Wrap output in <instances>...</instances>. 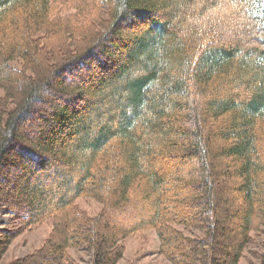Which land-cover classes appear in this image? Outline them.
<instances>
[{"label": "trees", "instance_id": "obj_1", "mask_svg": "<svg viewBox=\"0 0 264 264\" xmlns=\"http://www.w3.org/2000/svg\"><path fill=\"white\" fill-rule=\"evenodd\" d=\"M77 1L0 0V212L53 226L13 264H115L149 229L171 264H239L264 235V0Z\"/></svg>", "mask_w": 264, "mask_h": 264}, {"label": "rangeland", "instance_id": "obj_2", "mask_svg": "<svg viewBox=\"0 0 264 264\" xmlns=\"http://www.w3.org/2000/svg\"><path fill=\"white\" fill-rule=\"evenodd\" d=\"M73 2L74 3L71 4H75V2L77 3L78 1L73 0ZM71 7L72 5L63 7L61 10L62 14L66 16L70 13H73V8ZM136 32L137 31H129L127 32V35L135 36ZM93 64L91 65L93 66ZM86 72L87 71H85L84 69H81L77 74H85ZM257 131L260 135H262V138L264 139V123L259 125ZM220 161V165L223 169L229 165L227 159H222ZM21 162L22 161L18 163V166H20ZM16 170L17 169L15 167H13L11 171L8 170L10 171L8 172L10 173L8 174V176L10 175L9 177H11L12 175L15 176L13 178H16V175L19 174V172ZM46 171L47 173H49L47 174L43 171H40L38 173H35V175L30 176L29 183H31V186H28V190L33 189L38 191L45 190L48 187L53 188V186L57 184V181L60 178H63L65 174L64 172H62L63 170L57 172L55 170H52L51 168H48ZM23 180V177H21V179H19V183L17 184L24 185ZM236 183H238L236 177H232L228 181V185H234ZM75 204L79 210L84 211L90 216H95L103 206L100 201L89 196H81L76 198ZM228 206L234 208L237 205L236 203H233V201H231ZM149 212V204H143V206L138 209L137 212H135L136 214H133L134 216L131 217V219H137L139 216L146 217ZM13 213L15 214L14 211H11L9 209L0 212V264H13L24 256L26 257L32 254L35 250L42 248L52 232L53 226L51 219L42 220L41 222L31 226L23 224L15 225L13 224V221L11 219V215H14ZM127 214L125 212L119 215L120 217H123L124 223L125 221L129 220ZM177 228L182 229L187 236L195 237L201 235V233L195 229L182 228L181 225H177ZM9 231L11 232V235L6 236V233ZM253 234L254 233H252V235ZM262 241H264V235L261 232V234L256 236V242L254 244L247 245L244 248L243 257L240 258L239 264H253L255 262V259L253 258L252 253L253 251L259 250L261 246V244L259 245V243ZM233 243V240L229 241L228 246L230 249L228 248L227 251L231 252L233 250L235 245L232 247L230 246L233 245ZM122 244L124 246L123 256L115 264H171L169 260L159 252L158 236L153 229L146 230L140 235L126 237L122 240ZM67 252L72 257L73 261L77 263L86 264V262L90 260L89 252L84 249L68 248Z\"/></svg>", "mask_w": 264, "mask_h": 264}]
</instances>
